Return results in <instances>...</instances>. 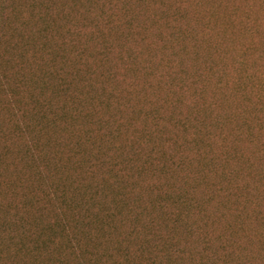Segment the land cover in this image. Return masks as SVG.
<instances>
[{
	"label": "rangeland",
	"instance_id": "1",
	"mask_svg": "<svg viewBox=\"0 0 264 264\" xmlns=\"http://www.w3.org/2000/svg\"><path fill=\"white\" fill-rule=\"evenodd\" d=\"M50 3L54 33L47 44L58 54L64 49L69 54L67 90L51 75L44 100H30L29 87L11 100L17 80L43 76L48 61L38 64L29 59L32 50L24 52L40 43L34 16L40 2L31 11V0H0V8L6 7L0 26L7 32L0 36V77L8 71L10 84L0 91V148L6 143L2 133L10 138V147L3 148L8 154L0 157V192L26 173L18 160L26 145L13 138L14 128L29 121L39 131L37 124L43 122L40 134H50V152L77 174V181L102 184L106 175H118L142 195L150 211L179 220V233L194 225L191 248H198L205 230L214 225L226 230L221 234L232 253L230 264H264V0ZM108 10L115 13L110 24L104 14ZM19 13L21 19L14 16ZM92 17L97 41H91V29L79 30ZM24 19L28 23L22 29L17 24ZM68 28L74 37L81 36L75 40L77 49L69 45ZM13 39L23 49L12 46ZM178 44L184 45L181 54ZM170 50L178 57L168 63ZM180 57L189 62L184 71L177 64ZM219 74L226 86L216 80ZM177 193L192 203L178 210L170 200L162 209L154 206L160 195ZM170 224L162 220L159 226L170 230ZM219 235L211 236L218 256ZM238 235V244L227 240ZM240 244L248 248L243 256ZM208 259L204 254L194 262L208 264Z\"/></svg>",
	"mask_w": 264,
	"mask_h": 264
},
{
	"label": "trees",
	"instance_id": "2",
	"mask_svg": "<svg viewBox=\"0 0 264 264\" xmlns=\"http://www.w3.org/2000/svg\"><path fill=\"white\" fill-rule=\"evenodd\" d=\"M36 2L41 4V11L34 14L37 17L36 30H39L40 43L36 48H27L24 52L32 50L29 59L33 58L38 64L46 59L47 68L44 75L38 79L27 82L24 75L23 78H19L12 86L14 88L10 89L11 100L17 97L19 89L23 91L26 87L32 91L28 95L30 100H44L51 75L56 76L64 91L68 87L65 72L71 67L69 54L65 49L58 54L56 49L47 44L49 36L54 33L51 23L55 9L50 0H31V5L28 4L31 11H35ZM62 7L67 8V5L63 4ZM5 10V6L0 8V17ZM110 11L104 12L108 24L115 15L114 13L112 16ZM14 16L20 19L22 17L20 13ZM89 19L90 23L87 25L83 23L79 30L84 29L88 32V28L91 29L93 34L90 36L91 41H97V24L93 25L96 21L93 17ZM35 21L30 19L32 25ZM25 23H28L27 19H24V22L19 21L17 26L23 29ZM5 33L7 32H4L3 27L0 26V36ZM73 35L75 33L68 28L66 36L71 43L69 45L77 49L75 40L78 36ZM21 37L18 36L17 39ZM13 42L14 39L10 43L12 46H20ZM32 42L31 39L27 40L28 44ZM84 45L86 47V44ZM178 46L181 54L184 45L178 44ZM88 47L91 48V45ZM40 48L41 51L37 52L36 50ZM68 49L71 54L73 50L70 47ZM175 51L177 52V49ZM175 51H169L171 57L168 63L172 62V57L176 55ZM102 56L108 58L107 53ZM58 60L61 66L57 65ZM178 62L181 71L187 69L189 65L187 60L180 57ZM3 64L0 60L2 72ZM26 66L27 64L22 69ZM8 73L5 71L1 74L0 91L10 86ZM216 78L222 81V85H227L228 82L221 74ZM232 83L237 86L240 82L234 79ZM37 90L40 94L36 93ZM81 94L83 93L80 92ZM28 122L17 125L12 134L15 140L23 141L26 145L25 152L19 154V159L17 157L26 167L25 176L19 179V182L10 183V187L4 189L6 193L0 192V264H186L194 262L198 256L202 257L204 254L209 256L208 264H230L232 253L224 235L221 234L226 230H220L214 225L210 228L206 227L207 230L201 237L199 247L191 248L189 240L195 233L194 225H186L183 228L185 233H179L177 228H182L179 220H172L170 216L150 211L151 209H148L150 207L142 201V195L133 192L134 187H130L118 175H106L102 184L98 181L94 182V185L77 181L75 179L77 174L70 172L66 163L58 158L55 152H50V134H40L43 130V122L37 124L41 126L39 131L33 130ZM181 124L185 126L184 122ZM2 135L6 138L3 148L7 150L10 147V138L8 133ZM3 148H0L1 158L9 152ZM98 159L96 158V161ZM90 167L93 168V164ZM29 172L33 174L30 175ZM21 186L31 193H19ZM109 197H111V202L109 201L111 205L107 203ZM166 197L168 198L160 195L154 206L157 205L162 209L170 200L178 210L191 204L193 200L180 193ZM210 200L208 196V201ZM162 220L164 225L170 222L172 225L173 222V230L160 228L159 224ZM175 225L179 227L176 228ZM218 231L221 239L220 256L211 245L213 243L211 236L218 235ZM239 239L240 235L227 240L238 244ZM134 249L138 250L139 255L135 254ZM239 250L240 255L243 256L244 253L241 252L247 251L248 248L240 244Z\"/></svg>",
	"mask_w": 264,
	"mask_h": 264
}]
</instances>
